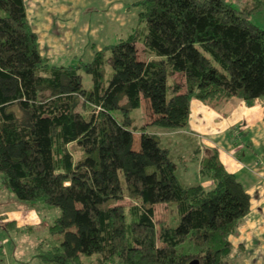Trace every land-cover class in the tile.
<instances>
[{"label": "trees", "instance_id": "16d2710c", "mask_svg": "<svg viewBox=\"0 0 264 264\" xmlns=\"http://www.w3.org/2000/svg\"><path fill=\"white\" fill-rule=\"evenodd\" d=\"M263 3L137 0L126 34L89 61L57 65L41 53L25 1L0 0V183L30 207L59 209L46 225L55 242L35 246L39 264H235L229 236L251 195L216 147L184 156L199 158L210 188L180 182L158 132L187 128L192 98L218 109L264 97V28L247 17ZM142 99L151 120L135 128ZM157 204L167 208L159 221ZM5 218L7 231L35 229Z\"/></svg>", "mask_w": 264, "mask_h": 264}, {"label": "crops", "instance_id": "0c3cea01", "mask_svg": "<svg viewBox=\"0 0 264 264\" xmlns=\"http://www.w3.org/2000/svg\"><path fill=\"white\" fill-rule=\"evenodd\" d=\"M24 1L41 53L49 59L54 57L57 65L74 64L80 59L89 61L95 50L107 44V32L115 34L116 26L135 20L139 12L137 15L125 12V7L137 0H104V7H108L104 19L96 21L95 16L85 13L87 0ZM97 4L95 1L94 6ZM188 124L184 129L158 132L174 151L180 177L189 180L192 176L204 188H210L212 181L199 172V158L206 148L218 149L222 164L251 195L249 211L237 231L229 236L232 260L235 264H264V97L248 104L233 96L218 109L192 98ZM176 134L181 137L175 143ZM196 150L199 158L191 161L194 169L190 171L184 156ZM3 214L9 217V211L0 213Z\"/></svg>", "mask_w": 264, "mask_h": 264}, {"label": "rangeland", "instance_id": "374dc122", "mask_svg": "<svg viewBox=\"0 0 264 264\" xmlns=\"http://www.w3.org/2000/svg\"><path fill=\"white\" fill-rule=\"evenodd\" d=\"M95 1L98 2L96 6H94ZM227 1L228 2L232 1L233 5L238 10L248 9V7H251L252 4L255 2V0H241V1L227 0ZM100 2L101 0L86 1L87 5L85 6V13H88V15L92 14L93 17L95 16L94 18L96 21H99L103 18L102 16L105 14V10L108 8V7H104V0L101 4ZM138 10H140L139 7L133 4L128 5V7H125V12L127 15H131V14L137 15ZM247 17L254 24L256 23L262 28H264V3L262 4V8H260V10L249 12L247 14ZM97 18H99V20ZM136 19L132 20L129 23H126L122 27L116 26L114 29L115 34L113 33L114 31L110 33L107 32V37H106L107 44L116 42L120 35L126 34V32H128L129 27L135 23ZM92 26L94 25H91V28ZM90 40L92 42V39ZM138 56L140 58L145 57V54L143 53L140 45H138ZM50 62L53 64H57L55 62L58 61H56L55 58L53 57V59H50ZM80 73L82 74L83 84L86 87H90L92 84L90 75L83 70H80ZM173 78L176 81H180V82H183L184 80L180 74H175V73L173 74ZM131 115L133 116L134 122L136 123L135 128H139L140 125L141 126L143 125V123L150 122L151 112L148 102L142 99L140 107L133 109ZM137 133L138 132H135L134 134V147L137 146V142H138ZM180 137H181L180 134H176L174 136L175 143L177 142V139ZM170 141L172 142L173 140ZM159 142L162 146L164 145L168 146L167 145L168 142H166V138H159ZM171 156L174 158L176 162V172L180 182H182L183 184H191L194 182L200 183V181H197L198 179H194L192 176L191 179L189 180L185 179L186 176H183L181 178L179 174V164L176 161V157L173 150L171 151ZM188 163L190 165L189 168L190 171L193 170L194 168L192 162L188 161ZM28 202L29 201L17 200V198H15L11 192H9L4 187H2L0 183V213L9 211V217H7L6 214H3L6 217L5 218L6 220H13L15 221V223L18 222L19 226L28 225L35 227V229L33 230L25 229L19 231H7L3 227H0V259H1L0 264H39L37 262V259L34 257V249L37 243L39 242V240L41 238H47V245L51 244L52 242H55L56 236L51 238L48 235V233L46 232V225L52 222V220L59 214V209L55 206L43 204L42 202H37V204L35 205L36 208H33L28 206L29 205ZM120 203L126 205L130 203V200L124 199L120 201ZM166 216H167L166 205L157 204L154 207V219L156 221H159L161 219H165Z\"/></svg>", "mask_w": 264, "mask_h": 264}]
</instances>
